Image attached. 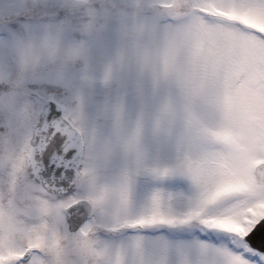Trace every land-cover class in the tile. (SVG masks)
Returning <instances> with one entry per match:
<instances>
[{
    "label": "snow or ice",
    "instance_id": "1",
    "mask_svg": "<svg viewBox=\"0 0 264 264\" xmlns=\"http://www.w3.org/2000/svg\"><path fill=\"white\" fill-rule=\"evenodd\" d=\"M0 264H264V0L0 8Z\"/></svg>",
    "mask_w": 264,
    "mask_h": 264
},
{
    "label": "rangeland",
    "instance_id": "2",
    "mask_svg": "<svg viewBox=\"0 0 264 264\" xmlns=\"http://www.w3.org/2000/svg\"><path fill=\"white\" fill-rule=\"evenodd\" d=\"M11 0H0V8L7 9Z\"/></svg>",
    "mask_w": 264,
    "mask_h": 264
}]
</instances>
